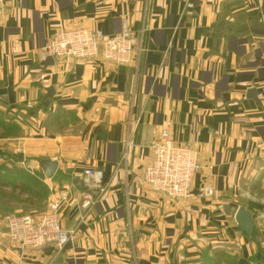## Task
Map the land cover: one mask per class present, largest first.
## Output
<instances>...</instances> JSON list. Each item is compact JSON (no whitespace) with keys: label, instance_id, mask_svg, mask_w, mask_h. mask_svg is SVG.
I'll return each mask as SVG.
<instances>
[{"label":"crops","instance_id":"obj_1","mask_svg":"<svg viewBox=\"0 0 264 264\" xmlns=\"http://www.w3.org/2000/svg\"><path fill=\"white\" fill-rule=\"evenodd\" d=\"M125 25L146 30L139 65L102 57L41 61V47L59 28L111 36ZM2 115L15 117L24 156L20 162L8 140L0 147L3 188L24 201L15 209L0 205V264H203L220 250L238 261L261 258L264 218L257 214L264 207L255 199L264 197V0H5ZM131 116L140 122L126 162ZM166 122L176 141L199 151L194 194L208 184L212 198L176 202L143 185L148 145ZM43 160L58 163L51 179ZM88 168L102 172L108 190L71 249L47 255L9 242L6 212L40 215L52 191L81 198ZM241 207L253 216L260 246L238 227ZM61 218L72 229L79 212L63 209Z\"/></svg>","mask_w":264,"mask_h":264},{"label":"built area","instance_id":"obj_2","mask_svg":"<svg viewBox=\"0 0 264 264\" xmlns=\"http://www.w3.org/2000/svg\"><path fill=\"white\" fill-rule=\"evenodd\" d=\"M5 0H0L2 4ZM145 29L140 32L124 26L122 31L111 36L101 30L86 28H59L55 34L41 47L42 62L52 58L55 63L69 64L73 61L94 60L102 57L106 62L117 66H130L134 62L140 64L146 52ZM42 75L40 79H44ZM140 120L131 116L128 120L127 134L124 140L122 160L128 162L136 147V132ZM9 149L13 153L23 152L20 139H9ZM149 155L143 167L141 181L153 192L176 202H189L197 199L212 198L214 187L206 184L194 194L193 185L197 174L202 170L199 151L196 148L176 141L170 131V123L166 122L160 135L149 145ZM5 154L2 158L8 159ZM30 170V166H25ZM86 190L81 198L71 197L67 191L53 192L47 208L40 215H7L6 238L21 250L45 251L52 248L54 253L61 252L73 242L79 226L86 223L91 209L99 204L107 193V185L103 183V174L99 170L88 168L83 172ZM264 207V197L255 199ZM63 209L79 212V221L75 228L65 229L62 225ZM264 218V209L257 214V220Z\"/></svg>","mask_w":264,"mask_h":264},{"label":"rangeland","instance_id":"obj_3","mask_svg":"<svg viewBox=\"0 0 264 264\" xmlns=\"http://www.w3.org/2000/svg\"><path fill=\"white\" fill-rule=\"evenodd\" d=\"M7 119H9V123L7 124ZM15 121V117H5L4 115L0 116V147H3L5 145L6 140L9 139H16L20 135V128L17 125L18 129L13 127V123ZM8 151V150H7ZM23 153V152H21ZM6 185V179L3 178V176H0V205L3 206L5 209H15L17 206L19 207V203L21 201H24L23 198L17 196L16 194H19V192H15L14 190L9 191L7 189H4L3 187ZM263 193V191H261ZM260 192V193H261ZM258 193V194H260ZM12 195V196H10ZM10 196V197H9ZM264 196V193L263 195ZM24 203V202H23ZM21 203V204H23ZM8 215L15 214L14 212H6ZM7 215V214H4ZM25 215V214H23ZM226 252V251H225ZM233 255L231 253H227L223 257V261L226 264H234L236 262V259L232 257ZM210 258L205 260V264H216L214 262H210Z\"/></svg>","mask_w":264,"mask_h":264},{"label":"water","instance_id":"obj_4","mask_svg":"<svg viewBox=\"0 0 264 264\" xmlns=\"http://www.w3.org/2000/svg\"><path fill=\"white\" fill-rule=\"evenodd\" d=\"M199 1V0H197ZM55 64L54 60L52 58H49L47 61H45L44 65L46 66H53ZM49 93L54 92V90L49 89L48 90ZM252 95L257 96V91L256 90H251L250 92ZM17 159L22 162L24 160V156L23 154H18L17 155ZM40 167L43 169V172L45 174V176L47 178H52L55 176L56 172H57V168H58V163L56 161H52V160H43L40 161ZM76 183H80V180L76 179ZM235 220L238 224V227L242 230V232L249 238L252 239L254 232H255V222L253 220V216L251 214V212L248 209H245L243 207L239 208L236 213H235ZM72 248V243L69 242L65 247H64V251L65 250H69ZM53 252L52 248H47L45 249V253L47 255H50ZM239 264H247V261L245 259H241L239 261Z\"/></svg>","mask_w":264,"mask_h":264},{"label":"trees","instance_id":"obj_5","mask_svg":"<svg viewBox=\"0 0 264 264\" xmlns=\"http://www.w3.org/2000/svg\"><path fill=\"white\" fill-rule=\"evenodd\" d=\"M12 125H13L14 128L18 129L16 123H13ZM252 239H253V241H256L254 236H253ZM256 243H257L258 246H260L259 241H256ZM259 252L261 253V258L258 259L256 256H254L252 258H249V259H247V262H248L247 264H264V250L261 249V247L259 249ZM225 255H226L225 251H221V250L220 251H215L214 254L211 257H209L211 259L210 262L212 261V262H214L216 264H226V263L222 262L223 261V257ZM233 258H235V257H233ZM203 264H205V262ZM234 264H239L238 259H236V262H234Z\"/></svg>","mask_w":264,"mask_h":264}]
</instances>
